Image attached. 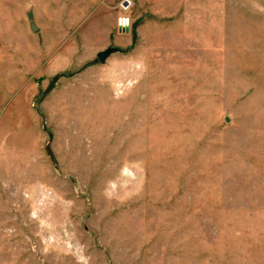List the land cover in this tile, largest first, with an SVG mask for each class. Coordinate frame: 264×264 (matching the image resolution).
<instances>
[{
	"label": "rangeland",
	"instance_id": "rangeland-1",
	"mask_svg": "<svg viewBox=\"0 0 264 264\" xmlns=\"http://www.w3.org/2000/svg\"><path fill=\"white\" fill-rule=\"evenodd\" d=\"M0 264H264V0H0Z\"/></svg>",
	"mask_w": 264,
	"mask_h": 264
},
{
	"label": "water",
	"instance_id": "water-1",
	"mask_svg": "<svg viewBox=\"0 0 264 264\" xmlns=\"http://www.w3.org/2000/svg\"><path fill=\"white\" fill-rule=\"evenodd\" d=\"M116 51H117V48L115 47H107L103 50L98 51L96 53V57L99 60V62H104L105 58H107L108 55Z\"/></svg>",
	"mask_w": 264,
	"mask_h": 264
}]
</instances>
